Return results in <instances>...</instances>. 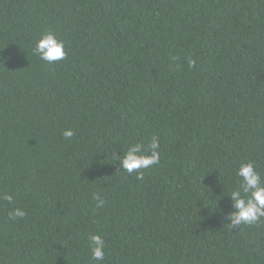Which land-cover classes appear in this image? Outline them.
<instances>
[{"label":"trees","instance_id":"trees-1","mask_svg":"<svg viewBox=\"0 0 264 264\" xmlns=\"http://www.w3.org/2000/svg\"><path fill=\"white\" fill-rule=\"evenodd\" d=\"M242 163L264 181V0H0V264H264V217L228 219Z\"/></svg>","mask_w":264,"mask_h":264},{"label":"clouds","instance_id":"clouds-1","mask_svg":"<svg viewBox=\"0 0 264 264\" xmlns=\"http://www.w3.org/2000/svg\"><path fill=\"white\" fill-rule=\"evenodd\" d=\"M34 52L39 55L41 60L48 63L62 61L66 58L64 42L58 40L53 33L43 35L36 42ZM194 63V61H189L190 66H193ZM73 135L71 129L63 132L66 140ZM143 149L144 145L137 143L130 146L127 152L120 157L122 169L128 174L135 171L137 179H143V173L139 171L140 169H147L152 165L159 164V139L153 136L148 144V149L151 151L150 155H138ZM236 175L242 183L238 189L231 192L234 211L228 216V219L233 228L241 224L252 225L264 217V181H262L259 172L255 170L252 163H242ZM3 199L11 202L13 197L5 194ZM93 199L97 201V208L104 206L105 201L99 195H94ZM25 214V211L17 208L9 213V218L15 220L23 218ZM104 247L105 244L101 235L89 236L92 261L102 262L104 260Z\"/></svg>","mask_w":264,"mask_h":264}]
</instances>
